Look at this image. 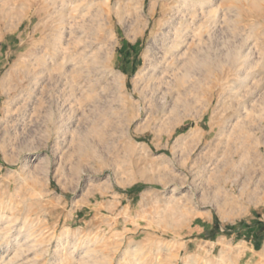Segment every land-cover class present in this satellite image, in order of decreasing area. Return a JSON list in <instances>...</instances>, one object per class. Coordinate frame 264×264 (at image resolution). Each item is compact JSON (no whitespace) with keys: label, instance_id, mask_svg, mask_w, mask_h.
Segmentation results:
<instances>
[{"label":"rangeland","instance_id":"374dc122","mask_svg":"<svg viewBox=\"0 0 264 264\" xmlns=\"http://www.w3.org/2000/svg\"><path fill=\"white\" fill-rule=\"evenodd\" d=\"M259 223L264 0H0V264H264Z\"/></svg>","mask_w":264,"mask_h":264},{"label":"bare ground","instance_id":"6f19581e","mask_svg":"<svg viewBox=\"0 0 264 264\" xmlns=\"http://www.w3.org/2000/svg\"><path fill=\"white\" fill-rule=\"evenodd\" d=\"M90 6V5H89ZM89 10V9H88ZM89 25V24H88ZM91 25V24H90ZM52 42V41H51ZM46 44H47V41H46ZM45 44V45H46ZM43 45H44V43H43ZM55 45V44H54ZM44 47V46H43ZM50 47V46H49ZM61 48V47H60ZM62 48H63V46H62ZM48 49H46V51H47ZM63 52V51H62ZM42 57V56H41ZM63 57V56H62ZM64 58V57H63ZM71 60V59H70ZM41 61V60H40ZM38 61V60H34L32 63H31V65H33L34 67H36V66H43V67H46L47 65H48V61ZM83 61H85V60H83ZM67 62V61H66ZM27 68L26 69V71H25V78L27 77V78H36L37 76H38V74L39 73H42L43 71H42V69H40V70H36L35 68ZM77 67V66H76ZM49 74V73H48ZM140 74V73H139ZM143 74V73H142ZM47 76H49V75H47ZM78 84V83H77ZM139 114V113H138ZM8 220V219H7ZM6 225V224H5ZM93 251V250H92ZM136 251V249H135V247H129V248H127L126 250H125V253H128V254H134V252ZM72 252V251H71ZM71 252H69V253H71ZM89 253V252H88ZM103 257V256H102ZM132 257H133V255H132ZM97 260V259H96ZM87 262V261H86ZM96 262H98V261H96ZM117 262H118V260H117ZM120 262V261H119ZM134 262V261H133ZM139 262V261H138ZM108 263V262H107ZM122 263V262H121ZM132 263V262H131ZM130 263V264H131ZM94 264V263H93ZM118 264V263H117ZM185 264H187V263H185Z\"/></svg>","mask_w":264,"mask_h":264},{"label":"crops","instance_id":"0c3cea01","mask_svg":"<svg viewBox=\"0 0 264 264\" xmlns=\"http://www.w3.org/2000/svg\"><path fill=\"white\" fill-rule=\"evenodd\" d=\"M209 221V219L208 220H206V222H208ZM207 226V228H206V230L204 231L203 229H202V227L199 225V226H196L197 228H198V230L197 231H191V234L192 233H194V234H196V235H198V234H200V233H203V236H205V237H209L213 232L211 231L212 230V228L214 229V231H220L222 228L218 225V226H216L215 224H208V225H206ZM258 226H260V228H262V232H264V226H263V224L262 223H259L258 224Z\"/></svg>","mask_w":264,"mask_h":264}]
</instances>
